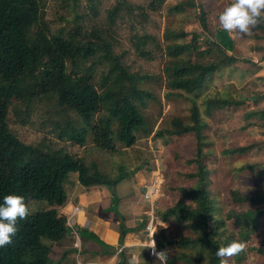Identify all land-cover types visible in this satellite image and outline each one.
Listing matches in <instances>:
<instances>
[{
	"label": "trees",
	"instance_id": "16d2710c",
	"mask_svg": "<svg viewBox=\"0 0 264 264\" xmlns=\"http://www.w3.org/2000/svg\"><path fill=\"white\" fill-rule=\"evenodd\" d=\"M124 1L117 0L109 11V25L119 16ZM43 3L44 0H0V203L6 195L18 194L25 196L27 203L41 201L48 206L45 210L31 212L27 220L19 222V232L13 237V243L0 248V264L49 263L48 248L43 239L58 243L68 232L66 218L57 208L67 200L64 185L71 174H76L77 182L85 188L107 187L115 205V187L140 168L130 172L120 168L116 177H109L95 164L87 165L82 158L74 157L62 148L50 149L22 142L8 125V114L16 104L29 107L42 98L52 101L54 109L64 118V121L54 123L58 139L80 147L90 142L96 149L111 154L132 148L138 133L151 134L143 109L154 97L140 86L145 77L129 72L121 57L114 53L115 40L109 29H92L81 34V18L75 15L73 33L52 34L43 23ZM163 3L164 0H153L149 7L157 11ZM185 7L196 8V21L203 33L213 37L207 36L203 41L206 54L216 53V61L193 64L179 58L164 68L167 88L194 99L186 120L174 118L169 128L156 131L153 137L191 135L196 147L193 156L184 159L189 169L182 173L186 180L193 181L192 185L171 188L176 198L159 210L157 217L161 222L188 223L194 233L168 239L165 230L161 229L154 234L156 249H174L167 264H220L215 256L217 249L234 239L241 240L247 242L248 247L245 252L230 258L229 264H243L252 258V254H264V238L256 239L262 215L259 207L264 204V196H249L240 188H230L225 201L230 209L223 210L222 204L210 195L204 150L211 144L204 139L206 123L196 102L205 79L221 65L234 60L227 54L233 48V41L228 33L212 25L210 10L204 7L202 0H186L171 6L169 12L182 11ZM148 38L139 37L135 41V51L140 57L148 56L143 48ZM198 38L199 35L193 34L189 42L171 46L170 55L178 58L196 50ZM90 59L91 64L85 66ZM98 66H104L105 72L96 84L94 70ZM243 104V101L219 96L201 101L205 114ZM249 117L247 114L245 118ZM250 147L230 148L224 153L243 154ZM239 169H250V165ZM100 245L109 249L103 243ZM123 261L121 255L118 264Z\"/></svg>",
	"mask_w": 264,
	"mask_h": 264
},
{
	"label": "rangeland",
	"instance_id": "374dc122",
	"mask_svg": "<svg viewBox=\"0 0 264 264\" xmlns=\"http://www.w3.org/2000/svg\"><path fill=\"white\" fill-rule=\"evenodd\" d=\"M152 1L125 0V6L112 25L108 23V13L114 8L117 0H93L91 2L89 0H44L42 7L43 23L47 25L52 34L73 33L75 15L81 18L79 22L81 34L92 29L99 31L109 29L110 36L115 40L114 53L121 57V61L127 66L129 72L145 77L140 82V86L154 97L153 100L147 101L146 107L143 109L148 122L147 128L151 130L150 135L145 136L138 133L136 143L132 148L121 149L113 154L96 149L90 142H86L83 147L73 145L57 138L58 129L54 123L55 121L62 122L64 118L60 111L57 112L54 109L53 102L46 98L32 103L29 107L24 104H16L8 114V125L11 132L22 142L50 149L62 148L74 157L82 158L87 165L95 164L101 173L107 174L109 177H116L120 168L123 172H130L140 167L138 171L133 172L134 175L138 172L144 174L138 183L153 179V182L144 185L146 188L154 182L159 184L157 180H160V195L164 186L171 194L173 203L176 196L171 188L182 185L189 187L193 183V181L186 180L182 173L189 169L184 164V159L193 156L196 142L191 135L165 136L157 139L153 137V133L169 128L174 118L186 120L192 105L191 100L194 98L181 91L168 89L164 68L167 63L173 62L174 59L180 60L179 58L193 64H207L212 59L216 61V53L210 55L205 52L206 43L203 40L207 36L210 39L213 37L203 33L201 26L196 21L198 11L195 7H185L182 11L169 12L171 6L181 4L186 0H164L157 11H152L149 7ZM227 2L229 0H202L204 7L210 10L212 25L219 27L218 12L223 10ZM91 8L92 10H90ZM219 29L221 28L219 27ZM193 34L199 35L198 48L191 50L186 55L184 53L178 58H173L170 55L171 46L189 42ZM144 36L149 37L143 46L144 50L148 52V56L140 57L135 51L134 44L136 39ZM228 36L233 41L231 33H228ZM245 36H249V34ZM256 39L258 40V38ZM244 43L246 44V42ZM90 64L91 59L85 63V66ZM67 67L68 70L71 69L69 63ZM104 72V66H98L94 70L96 84H99L101 74ZM209 80L207 79L204 91L200 92L196 99L199 110H203L201 105L203 98L215 97L213 92L223 89L217 84L216 75H212ZM222 92L224 99L236 101L234 96L226 94L228 89ZM226 111L227 109L213 110L208 117L212 126L206 130V139L211 140L209 142L212 145H210L208 156L205 151L208 158L206 160V157L204 158V164L208 166L209 170L208 189L210 195L222 204L223 210L229 208L225 201L230 188H240L246 195L264 189L261 182L251 185L250 181L247 183L241 181L242 179L247 181L252 175L262 177L264 173L261 174V172H264V169L260 171L240 170L239 168L245 164L243 158L237 157L238 155H222V151L227 148L246 144V139L242 138L237 130L236 114L232 115ZM202 118L207 120L205 116ZM117 147L120 148L119 145ZM151 171H154L153 176L150 174ZM132 176L130 175V177ZM75 178L76 174L70 175L71 180ZM28 204L31 212L48 208L47 204L41 201H30ZM261 207L262 205L259 209ZM158 231L156 229L154 234ZM193 233L194 229L188 223L167 222L165 235L168 239H177ZM262 238H264V215L260 217L256 230V239ZM243 264H264V254H252V258L246 259Z\"/></svg>",
	"mask_w": 264,
	"mask_h": 264
},
{
	"label": "crops",
	"instance_id": "0c3cea01",
	"mask_svg": "<svg viewBox=\"0 0 264 264\" xmlns=\"http://www.w3.org/2000/svg\"><path fill=\"white\" fill-rule=\"evenodd\" d=\"M231 37L234 42L233 48L227 51V54L234 60L221 65L214 74L209 75L204 81L201 92L206 87L207 79L216 75V82L223 89L213 92L215 96L223 98L222 91L228 89L226 94L234 96L236 101L244 102L243 105L226 111L232 115L236 114L237 130L242 138L246 139V144L231 148L251 146L243 154H237V157L243 158L244 165H250L249 170L260 171L264 169L262 165L264 163V114H261L264 112V26L252 30L249 36L231 34ZM200 112L202 117H207V120L202 118L206 123L203 131L204 139L211 142L206 139V130L212 126L208 120L211 113L205 114L204 109ZM247 114H250L249 118H245ZM210 148L204 150L207 156ZM228 149L230 148L225 150ZM225 150L222 151V155L228 156L229 154L224 153ZM150 174L153 176L154 171ZM143 176L142 172H138L122 180L115 187V205L107 187L85 188L77 182L76 178L69 179L64 185L67 200L63 206L57 208L58 212L68 220L66 223L68 232L58 243L43 239V244L48 248V264H118L121 255L124 259L123 264H130L133 257L139 258V264H160L147 248L150 239L145 231V225L149 218L153 217L154 231L156 232V229L166 231L167 222H161L157 212L169 206L172 198L163 186L162 194L154 207L149 208V204L143 198V191L144 185L153 179L138 183ZM157 181L160 182V180ZM241 181L245 183L250 181L251 185L261 182L264 187V174L262 177L252 175L247 181L245 179ZM255 194L264 196V189L249 193L250 196ZM76 206H80L81 210L72 215V210ZM260 210L263 216L264 204ZM152 239L155 241L154 236ZM100 243L109 246V249L104 248ZM163 251L168 253L169 258L174 255L173 248H166Z\"/></svg>",
	"mask_w": 264,
	"mask_h": 264
},
{
	"label": "clouds",
	"instance_id": "9594fccd",
	"mask_svg": "<svg viewBox=\"0 0 264 264\" xmlns=\"http://www.w3.org/2000/svg\"><path fill=\"white\" fill-rule=\"evenodd\" d=\"M218 23L226 33L247 35L264 26V0H229L218 15ZM29 215L31 209L25 196L9 194L3 198V203H0V248L13 243V237L19 232V222L27 220ZM247 247V242L234 239L226 246L219 247L215 256L220 264H229L230 258L245 252ZM147 248L152 249L160 264H167L168 253L157 251L154 240ZM130 264H139V258L133 257Z\"/></svg>",
	"mask_w": 264,
	"mask_h": 264
},
{
	"label": "built area",
	"instance_id": "2783aa9c",
	"mask_svg": "<svg viewBox=\"0 0 264 264\" xmlns=\"http://www.w3.org/2000/svg\"><path fill=\"white\" fill-rule=\"evenodd\" d=\"M160 182L158 184V182H154V184H150L148 186H146V188H144L143 191V198L144 200L149 204V208H153L159 195H160ZM81 210L80 206H76L73 208L72 210V215H74L76 212H79ZM68 222V220L66 219V223ZM154 218L151 217L149 218L147 224L145 225V231L150 239L149 241V245L152 243V238L154 236ZM77 245V243H76ZM151 250L152 253V249L149 248ZM158 251V250H157Z\"/></svg>",
	"mask_w": 264,
	"mask_h": 264
},
{
	"label": "water",
	"instance_id": "95a60500",
	"mask_svg": "<svg viewBox=\"0 0 264 264\" xmlns=\"http://www.w3.org/2000/svg\"><path fill=\"white\" fill-rule=\"evenodd\" d=\"M123 236V234L121 233V237ZM122 239V238H121Z\"/></svg>",
	"mask_w": 264,
	"mask_h": 264
}]
</instances>
